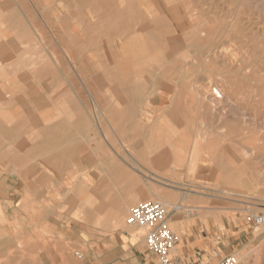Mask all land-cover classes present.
Wrapping results in <instances>:
<instances>
[{
    "label": "rangeland",
    "instance_id": "obj_1",
    "mask_svg": "<svg viewBox=\"0 0 264 264\" xmlns=\"http://www.w3.org/2000/svg\"><path fill=\"white\" fill-rule=\"evenodd\" d=\"M14 1L0 0V180L21 211L11 207L0 233V264H158L146 229L135 226L133 240L126 223L146 200L166 206L174 230L188 219L212 239L216 263L236 253L240 264H264V0H161V16L198 22L183 36L202 41L171 56L166 30H144L157 63L137 69L132 8L157 18L156 0ZM130 200L115 227L111 211Z\"/></svg>",
    "mask_w": 264,
    "mask_h": 264
},
{
    "label": "bare ground",
    "instance_id": "obj_2",
    "mask_svg": "<svg viewBox=\"0 0 264 264\" xmlns=\"http://www.w3.org/2000/svg\"><path fill=\"white\" fill-rule=\"evenodd\" d=\"M14 1V0H13ZM157 1V5H156V3H154L153 2V5L151 6V7H154V8H156L157 9V13H158V16H157V18H154L153 17V15H154V12H156V11H154L153 13H152V17L154 18L153 20H152V17H148V18H146V19H143V18H139L138 16H137V11L134 9L135 8V6H133V19L131 20V22L129 23V27L131 28V32L132 33H130V36H129V61H130V64L132 65L131 67L132 68H135V69H137L139 66H141L142 64H145V63H147V64H152V63H157L156 61H155V50L151 47V45L149 44V45H147V43L145 44L144 42H143V40H144V38H143V35H144V30L146 31L147 29L148 30H151L153 27H154V29H160V27L162 28V29H160V31H167L168 32V35H164L163 37H166L165 39H166V43L167 44H171L173 47H171V48H173L172 50H171V52H173L172 54H171V56L172 55H175V54H178V52H177V49L179 50V49H183V48H187V47H190V46H192L193 44H197V43H199V42H201L202 41V39L200 38V36H198V34H196V32H194V34H192V35H195V36H190L189 37V39L188 38H186L185 36H183V32H187L189 29H192V28H194L195 26H196V24H198V22H196V21H194V20H191L190 19V21L189 20H187V17L188 16H184V15H182V14H179V13H176V10H175V12H174V15H172V16H170L169 15V17H167V18H165V17H162L161 16V14L162 15H164L163 13H165V15H166V13H167V10H165V5L161 2V0H156ZM175 1V0H174ZM185 1V0H184ZM184 1H183V3H184ZM15 2V1H14ZM181 2V1H180ZM201 2V1H200ZM214 2V1H213ZM1 3V2H0ZM6 3V2H5ZM192 3V2H191ZM2 4V3H1ZM4 4V3H3ZM16 4V3H15ZM176 3H174L173 5H175ZM185 4H186V2H185ZM203 4H205V2L203 3ZM202 4V5H203ZM210 4V3H209ZM212 4V3H211ZM210 4V5H211ZM215 4V3H214ZM12 5V4H11ZM195 5H196V3H195ZM202 5H200V6H202ZM209 5V6H210ZM213 5V4H212ZM218 5V4H217ZM175 6H177V4L175 5ZM206 6V5H205ZM204 6V7H205ZM174 7V6H173ZM183 7V6H182ZM186 7V6H185ZM208 7V6H207ZM166 8H169V7H166ZM177 8L178 9H180V6H177ZM43 9V8H42ZM182 9H184V8H182ZM204 9H206V8H204ZM208 9V8H207ZM155 10V9H154ZM185 10H186V8H185ZM184 10V11H185ZM191 10V9H190ZM196 10V9H195ZM55 11V10H54ZM203 11H205V10H203ZM187 13H189L188 11H186ZM197 12V11H196ZM196 12H194V13H196ZM206 12V11H205ZM170 13V12H169ZM173 13V12H172ZM191 13H193V12H191ZM9 14V13H8ZM184 14H186L185 12H184ZM190 14V13H189ZM188 14V15H189ZM198 14V13H197ZM147 15V14H146ZM195 14H193V16H194ZM11 16H12V14H11ZM161 16V17H160ZM167 16H168V14H167ZM142 17V16H141ZM12 18H13V16H12ZM11 18V19H12ZM192 18V17H191ZM14 19V18H13ZM12 19V20H13ZM21 20V19H20ZM148 20H152L151 22H152V24H147L146 23V21H148ZM14 21V20H13ZM238 22V20L236 21V23ZM15 24H16V21L14 22ZM143 23H144V25H143ZM221 23V22H220ZM251 23V22H250ZM10 24V23H9ZM23 24V23H22ZM207 24V23H206ZM223 24V23H222ZM252 24V23H251ZM11 26H13V25H11ZM20 26V25H19ZM23 26V25H22ZM9 27V26H8ZM18 27V26H17ZM24 27V26H23ZM10 28V27H9ZM12 28H16V27H12ZM25 31H27V32H29L30 33V36L33 34V33H31L32 31H31V29L33 28V26H32V24H31V22H29V20H28V26L26 25L25 26ZM33 30H34V35H32V37H33V40H35L36 41V43L37 44H40V42L42 41V40H40L42 37L40 36V34H39V32L37 31V30H35L34 28H33ZM211 30V29H210ZM152 31V30H151ZM160 31H158V34L160 33ZM162 31V32H163ZM170 31H171V33H172V35H170L169 36V33H170ZM22 33V32H21ZM24 33V32H23ZM146 33L148 34V32L146 31ZM149 33H150V31H149ZM154 33H155V31H154ZM191 33V32H190ZM204 33V32H203ZM153 34V33H152ZM166 34V33H165ZM155 35H156V33H155ZM155 35H154V38H155ZM217 35V34H216ZM29 36V37H30ZM157 36V35H156ZM161 37H162V34H161ZM149 38V37H148ZM151 38V37H150ZM120 39V38H119ZM146 39V38H145ZM155 40H157V39H155ZM159 40V39H158ZM161 40V39H160ZM24 41V40H23ZM163 41V40H162ZM19 42V41H18ZM44 42V41H43ZM116 42V41H115ZM215 42V41H214ZM42 43V42H41ZM212 44V43H211ZM210 44V45H211ZM41 45L42 44H40V47H41ZM10 46V45H9ZM196 46V45H195ZM195 46H193V47H195ZM209 46V45H208ZM108 47V46H107ZM211 47H214V45L213 46H211ZM210 47V48H211ZM8 48V47H7ZM201 48V47H200ZM46 48H43V46H42V48H41V51H46L45 50ZM191 49V48H190ZM197 50L198 51V49L197 48H194V50ZM202 49H204V48H202ZM207 49H209V48H206V52L208 51ZM213 48H211V50H212ZM104 50V49H103ZM111 51V50H110ZM202 51V50H201ZM204 52H205V50H203ZM200 52V51H199ZM113 53V52H112ZM180 53V52H179ZM194 53V52H193ZM198 53V52H197ZM201 53V52H200ZM166 54V53H165ZM170 54V53H169ZM205 54V53H204ZM203 53H202V55H204ZM210 54V51H209V53H208V55ZM187 55V54H186ZM222 55V54H221ZM40 56H41V54H40ZM69 56V55H68ZM166 56V55H165ZM165 56H164V58H165ZM43 57H44V59H45V61H47L49 64H50V66L52 65V62L54 63V64H58L59 63V61H58V59H57V57L54 55V54H52L51 53V51L50 52H48V51H46V53L43 55ZM111 57V56H110ZM175 57V56H174ZM193 57V56H192ZM167 58V57H166ZM207 58H208V56H207ZM172 59V58H171ZM181 59H183V57L181 58ZM190 59V58H189ZM37 60V59H36ZM162 60V59H161ZM206 60V59H205ZM80 61V60H79ZM85 61V60H84ZM167 61V60H166ZM194 61H196V60H194ZM2 62V61H1ZM170 61H168V63H169ZM174 62V61H173ZM226 62V61H225ZM9 63V62H8ZM31 62H29V64H30ZM203 63V62H202ZM215 63V62H214ZM199 64V63H198ZM59 65H60V63H59ZM87 65V64H86ZM195 65V64H194ZM203 65V64H202ZM201 65V66H202ZM88 66V65H87ZM91 66V65H90ZM89 66V67H90ZM159 66V65H158ZM88 67V68H89ZM176 67V66H175ZM238 67V66H237ZM57 68H59V67H57ZM180 68V67H179ZM53 69L57 72V70L58 69H56L55 67H53ZM192 69V68H191ZM199 70H198V72L200 71V68H198ZM25 70H27V69H25ZM203 69H201V71H202ZM159 71V70H158ZM184 71V70H183ZM186 71V70H185ZM190 71V70H189ZM22 72V71H21ZM20 72V73H21ZM192 72H194V71H192ZM191 72V73H192ZM238 72V71H237ZM183 73V72H182ZM189 73V72H188ZM201 73V72H200ZM25 74V73H24ZM30 74L31 73H29V77H30ZM146 74V73H145ZM195 74H197V73H195ZM199 74V73H198ZM17 75V74H16ZM18 75H19V73H18ZM21 75H23V74H21ZM164 75V74H163ZM249 75V74H248ZM33 76V75H32ZM182 76V75H181ZM190 76V75H189ZM193 76V75H192ZM26 77V76H25ZM24 77V78H25ZM191 77V76H190ZM144 78V77H143ZM153 78V77H152ZM156 78H157V76H156ZM21 79V78H20ZM26 79V78H25ZM24 79V80H25ZM150 79H151V76H150ZM160 79V78H159ZM189 79V78H188ZM22 80V79H21ZM141 80V79H140ZM162 80V79H161ZM26 81V80H25ZM151 82H152V84H153V82L154 81H152L151 80ZM155 82L157 83V84H159V82H161V81H159L158 82V80L156 79L155 80ZM197 82V81H196ZM212 82V81H211ZM238 82V81H237ZM149 83V82H148ZM206 83V82H205ZM222 83V82H221ZM220 84V83H219ZM250 84V83H249ZM155 85V84H154ZM154 85H153V88H154ZM218 85V84H217ZM151 86V85H150ZM149 86V87H150ZM156 86V85H155ZM210 86V85H209ZM149 87H147V88H149ZM158 87V86H157ZM224 87V86H223ZM226 87V86H225ZM44 88V87H43ZM156 88V87H155ZM217 88V87H216ZM215 88V90H217ZM136 89V88H135ZM218 89H219V87H218ZM222 89H224V88H222ZM129 90H130V88H129ZM151 90V89H150ZM155 90V89H154ZM171 90V89H170ZM219 90H221V89H219ZM219 90H217V92H219L220 93V91ZM169 91V90H168ZM197 91V90H196ZM135 92V91H134ZM143 92V91H142ZM148 92H149V90H148ZM153 92V89H152V91H151V93ZM214 92V91H213ZM216 92V93H217ZM223 92H224V90H223ZM226 92V91H225ZM136 93V92H135ZM147 93V92H146ZM215 93V94H216ZM171 94V93H170ZM148 95V94H147ZM209 95H211V93L209 94ZM218 95H220V94H218ZM224 95H225V93H224ZM229 95V94H228ZM223 95L221 94V97H222ZM140 97V96H139ZM143 97V96H142ZM147 97V96H146ZM199 96H197V98H198ZM205 97H209V96H205ZM204 97V98H205ZM220 97V96H219ZM220 97V98H221ZM224 97V96H223ZM226 97H228V96H226ZM170 98V97H169ZM213 98V97H212ZM225 98V97H224ZM230 98V97H229ZM150 99V98H149ZM171 99V98H170ZM201 100L203 99V98H200ZM216 99V98H215ZM222 99V98H221ZM226 99V98H225ZM135 100V99H134ZM178 100V99H177ZM176 100V101H177ZM223 100V99H222ZM228 100V99H227ZM33 101V100H32ZM141 101V100H140ZM199 101V100H198ZM224 101V100H223ZM134 102V101H133ZM132 102V103H133ZM137 102V101H136ZM174 102H175V100H174ZM174 102H173V104H174ZM222 102V101H221ZM235 102V101H234ZM27 103V102H26ZM139 103V102H138ZM230 103V102H229ZM28 104V103H27ZM146 104V103H145ZM200 104V103H199ZM198 104V105H199ZM204 104V103H203ZM24 105H25V103H24ZM134 105V104H133ZM198 105H197V107H198ZM84 106V105H83ZM142 106V105H141ZM148 106V105H147ZM218 106H221V105H218ZM139 107V106H138ZM170 107V106H169ZM174 107H175V105H174ZM203 107V106H202ZM136 108V107H135ZM168 108V107H167ZM218 108V107H217ZM149 109V108H148ZM152 109V108H151ZM166 109V108H165ZM237 109V108H236ZM253 109V108H252ZM150 110V109H149ZM172 110H174V109H172ZM214 110V109H213ZM130 111H133V110H130ZM129 111V112H130ZM165 111V110H164ZM157 112V111H156ZM166 112V111H165ZM134 115H135V118L136 117H139L140 115H141V111H140V109H138V108H136L135 110H134ZM164 113V112H163ZM162 113V114H163ZM89 114V113H88ZM145 114V113H144ZM167 114V113H166ZM170 115H171V112L169 113V117H170ZM173 115V114H172ZM132 116V115H131ZM130 116V117H131ZM129 117V118H130ZM156 117V116H155ZM134 118V117H133ZM146 118V117H145ZM144 118V119H145ZM158 118V117H157ZM179 119H181V117L179 118ZM173 120H174V118H173ZM146 121V120H145ZM154 121V120H153ZM182 121V120H181ZM138 122V124H143V120L142 119H140V120H138L137 121ZM159 122V121H158ZM249 122V121H248ZM131 123V122H130ZM130 123H129V125H130ZM145 123V122H144ZM157 124H159V123H157ZM148 125L149 124H147V129H150L149 127H148ZM156 127H158V126H156ZM156 127H152V129L154 130ZM147 131V130H146ZM146 132H145V130H144V133H142V134H144V136H146V134H145ZM138 134H140L139 132L137 133V135ZM151 134V133H150ZM143 136V137H144ZM264 136V135H263ZM142 137V138H143ZM149 138V137H148ZM264 138V137H263ZM152 139V138H151ZM148 140V139H147ZM144 141H146V140H144ZM144 141H143V143H144ZM17 142V141H16ZM15 142V143H16ZM136 142V141H135ZM155 142H157V141H155ZM139 143V142H138ZM151 143V142H150ZM149 143V144H150ZM12 144V143H11ZM161 144V143H160ZM135 147H137V145L135 146ZM158 150L160 149L159 147L157 148ZM167 150V149H166ZM3 151V150H2ZM157 152H159V151H157ZM169 152V151H168ZM167 155V154H166ZM165 155V153H159V155L157 156V159H161L162 158V156H164V157H167ZM169 155V154H168ZM168 157H170V156H168ZM192 160V159H191ZM166 161V160H165ZM179 162H181V161H179ZM185 162H187V161H185ZM168 163V162H167ZM171 164V163H170ZM186 163H184L183 165H185ZM189 164V162H187V167L189 166L188 165ZM178 165V167H179V165H180V163L179 164H177ZM189 168V167H188ZM187 168V169H188ZM205 168V167H204ZM211 168V167H210ZM190 169V168H189ZM201 169V168H200ZM208 169V168H207ZM262 169V168H261ZM182 170V169H181ZM198 170H199V168H198ZM204 170V169H203ZM193 171V170H192ZM192 171H187L186 173H188V172H192ZM202 171V170H201ZM209 171V170H208ZM180 172V171H179ZM178 172V173H179ZM212 172V171H211ZM145 192V191H144ZM145 195V194H144ZM157 195V194H156ZM146 196H147V194H146ZM156 197V196H155ZM161 199V198H160ZM168 203H169V205H171L170 204V202L169 201H167ZM129 201H127V202H125L124 204H123V206L122 207H120L117 211H111V214H110V216H111V218H112V221H113V224H114V226L115 227H119V226H121L122 224H123V220H124V218H125V211H126V209H127V206L129 205ZM173 206V205H172ZM179 206V205H178ZM176 207V206H175ZM135 226H133V225H128V228H129V233L132 235V237H133V240H135V239H137L138 238V234H139V232L140 231H137L136 233L134 232V228ZM121 229V228H120ZM138 229H139V227H138ZM138 233V234H137ZM141 233V232H140ZM142 234V233H141ZM141 236V235H140ZM140 236H139V238H140ZM181 243V242H180ZM179 243V244H180ZM179 244H178V246H179ZM177 246V247H178ZM240 264V263H239Z\"/></svg>",
    "mask_w": 264,
    "mask_h": 264
},
{
    "label": "built area",
    "instance_id": "obj_3",
    "mask_svg": "<svg viewBox=\"0 0 264 264\" xmlns=\"http://www.w3.org/2000/svg\"><path fill=\"white\" fill-rule=\"evenodd\" d=\"M179 208V207H178ZM128 225L146 229L145 244L158 264H187L176 252L180 234L168 223V211L159 200H146L134 205L126 218ZM77 257L83 254L77 251ZM236 253L228 254L215 264H239Z\"/></svg>",
    "mask_w": 264,
    "mask_h": 264
},
{
    "label": "crops",
    "instance_id": "obj_4",
    "mask_svg": "<svg viewBox=\"0 0 264 264\" xmlns=\"http://www.w3.org/2000/svg\"><path fill=\"white\" fill-rule=\"evenodd\" d=\"M0 145L4 148L5 147V139L0 138ZM1 164H4L5 157H0ZM2 165H0V170ZM0 178H4L2 174H0ZM5 183L3 179L0 180V233H4L6 230L7 220L11 219V207H13V211L17 210L18 212L21 211V208L18 206L16 208V198L13 201L10 197H7L5 194ZM31 188V187H30ZM27 186L20 187V191L17 194V198H21V194H29ZM24 191V192H23ZM132 202L131 200L129 201ZM176 230L180 234V239L182 240L180 256L187 264H214L216 263V258L213 255V241L212 239L208 238L207 236H201L197 233H194L193 226L188 219L179 220L178 222L174 223ZM20 236V230H19ZM200 251V252H199ZM205 251V254L202 253Z\"/></svg>",
    "mask_w": 264,
    "mask_h": 264
}]
</instances>
